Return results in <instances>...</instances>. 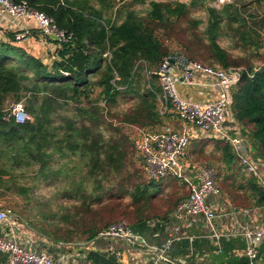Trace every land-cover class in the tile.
Returning a JSON list of instances; mask_svg holds the SVG:
<instances>
[{"label":"trees","instance_id":"trees-1","mask_svg":"<svg viewBox=\"0 0 264 264\" xmlns=\"http://www.w3.org/2000/svg\"><path fill=\"white\" fill-rule=\"evenodd\" d=\"M12 1H26L44 12L72 38L56 50L50 65L13 43H0L1 190L10 193L17 188V194L24 196L35 182L62 180L65 197L80 200L86 208L109 192H130L141 208L133 222L126 223L140 234L163 232L159 222L188 197V186L173 176L152 179L142 168L148 182L140 177L134 186L128 171L129 148L136 150L112 120L150 130L166 125L159 113L158 69L173 54L168 43H175L188 60L217 70L246 68L232 88L231 112L251 157L264 163V38L247 25L237 4L217 9L219 0ZM263 1L251 0L257 6ZM198 11L205 12V24L192 16ZM223 37L246 53L232 56L221 45ZM8 97L23 103L29 120L22 124L3 120ZM120 102L131 103V110L117 113ZM195 143L199 155L215 154L218 168L206 166L214 169L215 182L231 206H264V189L229 143L213 139ZM186 159L190 167L200 164L188 153ZM160 196L167 207L154 215L147 209ZM106 221L85 230L82 240L75 242L89 241L109 225L125 222ZM89 259L107 263L94 253Z\"/></svg>","mask_w":264,"mask_h":264},{"label":"built area","instance_id":"built-area-1","mask_svg":"<svg viewBox=\"0 0 264 264\" xmlns=\"http://www.w3.org/2000/svg\"><path fill=\"white\" fill-rule=\"evenodd\" d=\"M24 21H33L40 37L54 36L59 47L72 38L71 33L57 27L52 17L31 7L26 1L15 3L12 0H0V33L3 30L11 31V42H22L30 37L29 29L20 27ZM169 59H173L174 63L171 64ZM244 71L238 67L217 70L190 61L181 53H173L163 59L158 69L161 89L159 113L162 116L172 115L180 125L178 128L165 125L159 130L139 128L132 142L141 158V168L150 178L173 176L183 180L188 186L189 195L178 202L165 220L159 222L161 227L168 228L167 237L159 245L150 243L145 235L133 231L126 222H117L97 232L93 239L79 242L78 248L94 247L99 239L117 240L127 246L130 254L131 263L122 264H191L187 259L193 256L201 259L193 246L196 239L214 245L210 252L213 256H219L224 252L220 246L221 239L240 237L245 243L241 257L247 264L260 263L264 228L243 227L236 231L230 223L220 229L218 219L234 216L235 213L245 216L247 212L235 211L237 209L226 202L223 206L219 203L220 208H214L213 201L221 200L223 196L215 182L214 169L211 166L194 165L189 167L192 170L189 172L185 166L192 140L203 137L229 143L241 164L264 189V163L251 157L249 145L241 136L231 112V91ZM179 86L203 96V101L197 102L182 96ZM11 119L22 124L30 118L23 105L16 103L6 109L3 116L5 122ZM22 227L7 210L0 209V264H102L88 260L84 255L74 258L68 255L69 260H63L60 254L65 253L61 249L68 247L61 243L51 244L55 248L51 254H47L45 248L30 235L32 239L27 238L25 243H21V238L25 236ZM192 228L199 229L200 233H189ZM183 240L189 243L187 255L171 256L174 245ZM108 248V251L113 252L111 247ZM210 252L205 253L203 258L208 257Z\"/></svg>","mask_w":264,"mask_h":264},{"label":"rangeland","instance_id":"rangeland-1","mask_svg":"<svg viewBox=\"0 0 264 264\" xmlns=\"http://www.w3.org/2000/svg\"><path fill=\"white\" fill-rule=\"evenodd\" d=\"M125 1L130 2L132 0ZM225 3L237 4L240 12L246 17L247 25L252 27L255 33H258V35L264 38V1L260 6H257L253 4L251 0H219L218 4H216V8L221 9ZM192 16L202 19L204 24L206 23L205 12L198 11L193 13ZM45 39L51 40L52 38ZM11 43L15 45V42ZM221 45L234 57H241L246 53L224 37L221 40ZM168 46L173 53H180L175 43H168ZM238 68L246 70L243 66ZM18 103L23 105L22 102ZM13 104L16 103L8 97L5 103L6 109L10 108ZM131 105V103L123 104L120 102L116 112L118 113L120 109H129L130 111ZM164 116L163 122L166 125H173L178 128V125L172 121L170 115ZM112 125L114 128L119 129L123 136L128 138V145L140 128L135 125L119 122L117 119L112 120ZM156 128L159 127L156 126L154 129ZM199 139L203 138H198V142H206V140ZM195 142L196 140L191 142L187 150L192 160L196 163H200L198 164L200 166L210 164L218 168L215 154L199 155L197 153L199 145ZM207 144L203 147H205L209 153L211 148H208ZM211 146L214 148L213 144ZM129 151V163H132V166L128 167V171L131 175L130 177L133 181V185L139 184L140 177H142L145 182H148V179L142 173L141 162L138 155L130 148ZM206 157L214 158L215 160L213 162H208L205 161ZM160 188L164 191L163 185ZM17 191V188H14L13 192L10 193L0 189V209L7 210L18 223L23 225V232H29L30 236H32L40 246L47 245L48 243H61L64 247H76L79 242L75 241L82 240L85 230L92 228L94 224L106 220H108L106 221L107 223L125 221L130 224L133 222V218L140 212L141 208V205L133 200V195L130 196V192L117 195V191L107 193L103 196L100 203L90 204L89 208H86V206H81L80 200L68 199L65 197L64 193L67 190L62 180L52 183L35 182L32 189L24 196L18 195ZM223 192L225 193L224 190ZM161 197L162 196H160V198H155L147 209L153 211L154 215L160 214L167 207L164 197ZM143 235L148 237V234ZM71 241L73 242L70 243ZM96 243L101 244L103 247H107L108 245L111 246V251L115 254L121 253L120 249L124 246L117 240L108 239H99Z\"/></svg>","mask_w":264,"mask_h":264},{"label":"crops","instance_id":"crops-1","mask_svg":"<svg viewBox=\"0 0 264 264\" xmlns=\"http://www.w3.org/2000/svg\"><path fill=\"white\" fill-rule=\"evenodd\" d=\"M20 27L29 29L30 37L25 39L22 42L15 43L16 46L21 47L25 50V52L35 58H38L41 60L42 63L46 65H50L53 60H55V52L59 48L56 41L53 39L46 40L43 37H40L36 26L33 21H24L20 23ZM12 38V32L11 31H5L3 30L2 33H0V43L8 44V40H11ZM11 43V42H10ZM179 92L182 96L186 98H190L194 101H203L204 97L195 94V92L191 89L185 90L183 87H178ZM172 118V117H171ZM172 121L176 123L177 125H180V123L172 118ZM203 138V137H202ZM199 140H206L209 141L210 139H199ZM197 141V140H196ZM191 164L188 163L186 160L185 166L187 169H189ZM198 165V164H195ZM194 166V165H193ZM192 170L189 169V172ZM215 204L213 205L214 208H220L218 205L220 203L221 206L224 205V202L227 204H230L229 201L221 197V200H215L213 201ZM254 201L251 199L250 203H253ZM233 207V206H232ZM234 208V207H233ZM237 210L235 211H243L247 212L245 216H241L238 213H235L234 216H225L223 219H218V226L221 229L222 227L228 226L230 223L232 224L233 230H240L243 227H251V228H264V206H258V207H252L247 209H239L235 208ZM153 227H157L153 225ZM159 227V226H158ZM160 228V227H159ZM163 228V227H162ZM163 232H159L158 230L154 231V233H145L148 234V237L146 236L147 240L150 243L159 245L161 242L165 240L168 234V228H163ZM1 233V230H0ZM189 233L191 234H198L200 233L199 229L192 228L189 230ZM29 232H25V236L21 238V243H25L27 238H31L29 236ZM25 238V239H24ZM124 245V243H121ZM193 246L197 251V254L201 259H197L196 257H192V259H187L188 262L191 264H244L245 259L242 256L243 249L245 247L244 240L240 237H230L227 239H221L220 246L223 248V254L219 256H213L212 251L214 245H210L207 241L196 239L193 242ZM41 247H44L47 251V254H51L55 251V248L51 245V243H48L47 245H43ZM111 246L103 247L101 244H98L94 247H86V248H78L77 246H69L68 248L61 249L63 260H69L68 255L71 257H75L78 255H84L86 259L90 260L89 257L91 253H94L99 255L101 258H103L107 263L105 264H122V263H131L130 261V254H128V248L126 245L123 246V248L120 249L121 253L115 254L114 252L108 251ZM187 248H189V243L186 240L177 242L174 245V248L170 251L171 256L175 257H184L187 255ZM211 251V252H210ZM210 252L209 256L206 258H203L204 254ZM67 254V255H66ZM137 256V255H136ZM138 257V256H137ZM203 258V259H202ZM264 240L262 241L261 245V252H260V258L259 262L261 264H264ZM94 262V261H93ZM100 263V262H97Z\"/></svg>","mask_w":264,"mask_h":264},{"label":"water","instance_id":"water-1","mask_svg":"<svg viewBox=\"0 0 264 264\" xmlns=\"http://www.w3.org/2000/svg\"><path fill=\"white\" fill-rule=\"evenodd\" d=\"M53 40H57L54 36H50ZM171 64H173L174 63V60L173 59H169L168 60Z\"/></svg>","mask_w":264,"mask_h":264}]
</instances>
